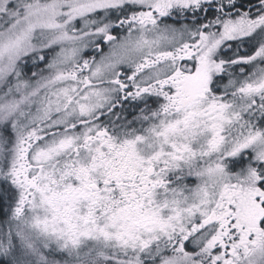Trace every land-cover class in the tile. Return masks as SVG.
<instances>
[{
	"label": "snow or ice",
	"instance_id": "6c2138e0",
	"mask_svg": "<svg viewBox=\"0 0 264 264\" xmlns=\"http://www.w3.org/2000/svg\"><path fill=\"white\" fill-rule=\"evenodd\" d=\"M0 264H264V0H0Z\"/></svg>",
	"mask_w": 264,
	"mask_h": 264
}]
</instances>
